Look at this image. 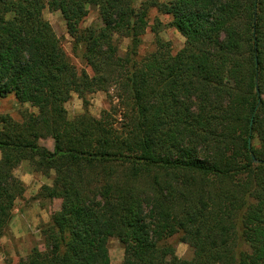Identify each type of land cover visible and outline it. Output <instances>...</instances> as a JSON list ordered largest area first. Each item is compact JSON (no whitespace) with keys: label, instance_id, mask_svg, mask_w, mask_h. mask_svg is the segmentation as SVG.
<instances>
[{"label":"trees","instance_id":"16d2710c","mask_svg":"<svg viewBox=\"0 0 264 264\" xmlns=\"http://www.w3.org/2000/svg\"><path fill=\"white\" fill-rule=\"evenodd\" d=\"M88 3L101 24L82 28ZM152 8L185 37L175 55L157 20V48L139 56ZM45 9L62 13L92 74L71 62ZM113 86L121 126L116 106L68 118L73 93L87 105ZM10 94L38 113L1 117L0 238L25 192L23 161L54 170L42 192L62 199L46 251L19 264H111L113 237L122 264H264V0H0V98Z\"/></svg>","mask_w":264,"mask_h":264},{"label":"rangeland","instance_id":"374dc122","mask_svg":"<svg viewBox=\"0 0 264 264\" xmlns=\"http://www.w3.org/2000/svg\"><path fill=\"white\" fill-rule=\"evenodd\" d=\"M144 0H134L136 8L141 6ZM162 3H169L174 0H160ZM88 15L81 23L85 28L92 24H101L99 17V8L90 3L87 4ZM44 17L52 24L55 32L61 38L65 52L71 62L78 70L86 69L92 74L90 67L74 52L73 40L67 32L66 21L60 11L44 10ZM162 22L159 35L164 41L170 43L172 54H176L185 46V37L169 24L172 21L170 15L160 13L157 8H152L149 12V27L142 36V42L139 47V56L145 55L156 50V36L153 31L156 21ZM120 52L124 54L127 50L129 40L120 38ZM117 89L113 86L108 92L97 91L87 96L88 104L85 105L78 94L73 93L70 100L66 103L68 118L74 119L83 114L86 110L96 119L101 117L104 110L112 111L117 120L116 126L123 123V108L119 106L117 99ZM26 113H38V109L29 103H20L14 94L0 98V131L2 130L1 117L10 116L17 122H23ZM256 146H259L258 138L253 140ZM39 143L43 146L53 149L54 143L51 138L42 139ZM2 153L0 151V158ZM14 174L25 184V192L19 197L13 209V219L9 229L4 236L0 238V262L5 264H19L25 260L32 252L34 247H38L40 252L44 253L46 247L44 244L43 231L51 223L53 217L60 215L62 199L47 198L42 192L44 185H53L55 171L49 173L36 171L29 161H23L15 170ZM167 243L175 247L176 255L181 259L190 260L194 257V249L184 242H179L176 236L167 240ZM109 254L111 264H122L124 260V248L120 241L113 237L109 240Z\"/></svg>","mask_w":264,"mask_h":264},{"label":"crops","instance_id":"0c3cea01","mask_svg":"<svg viewBox=\"0 0 264 264\" xmlns=\"http://www.w3.org/2000/svg\"><path fill=\"white\" fill-rule=\"evenodd\" d=\"M11 95V94H10ZM9 96V95H8ZM2 124V123H1ZM2 127H3V125H2ZM1 260V259H0ZM0 264H5L4 262H0Z\"/></svg>","mask_w":264,"mask_h":264}]
</instances>
